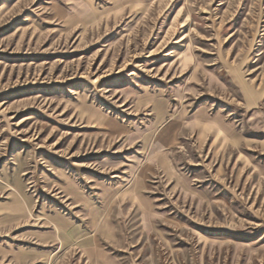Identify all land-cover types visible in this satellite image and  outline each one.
I'll use <instances>...</instances> for the list:
<instances>
[{"label":"rangeland","instance_id":"374dc122","mask_svg":"<svg viewBox=\"0 0 264 264\" xmlns=\"http://www.w3.org/2000/svg\"><path fill=\"white\" fill-rule=\"evenodd\" d=\"M0 264H264V0H0Z\"/></svg>","mask_w":264,"mask_h":264}]
</instances>
